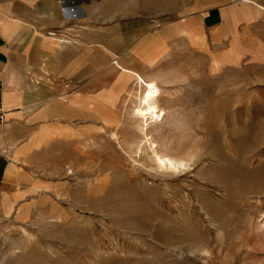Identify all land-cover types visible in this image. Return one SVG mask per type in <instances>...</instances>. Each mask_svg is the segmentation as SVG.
<instances>
[{
  "label": "rangeland",
  "instance_id": "374dc122",
  "mask_svg": "<svg viewBox=\"0 0 264 264\" xmlns=\"http://www.w3.org/2000/svg\"><path fill=\"white\" fill-rule=\"evenodd\" d=\"M92 1L122 43L92 47L90 115L74 120L75 140L43 144L27 192L0 207V264H264V16L250 3L256 48L216 61L177 25L223 0ZM138 93L157 109L149 141L183 171L152 162Z\"/></svg>",
  "mask_w": 264,
  "mask_h": 264
},
{
  "label": "crops",
  "instance_id": "0c3cea01",
  "mask_svg": "<svg viewBox=\"0 0 264 264\" xmlns=\"http://www.w3.org/2000/svg\"><path fill=\"white\" fill-rule=\"evenodd\" d=\"M223 1L190 10L181 16L177 31L196 35L195 44L211 50L212 60L222 56L234 62L256 48L257 39L246 29L248 5L256 7L254 15L264 16V0ZM92 2L0 0V207L15 206L17 194L27 192L20 188L21 179L43 144L75 140L74 120L90 115L92 65L100 63L92 47H116L123 40L121 29H114L108 40L97 20L100 3ZM64 4H72L76 15H66ZM92 31L102 35L92 40ZM61 95L71 97L68 104L58 100Z\"/></svg>",
  "mask_w": 264,
  "mask_h": 264
},
{
  "label": "bare ground",
  "instance_id": "6f19581e",
  "mask_svg": "<svg viewBox=\"0 0 264 264\" xmlns=\"http://www.w3.org/2000/svg\"><path fill=\"white\" fill-rule=\"evenodd\" d=\"M122 66H120V70L125 72L126 74H129L131 76L135 74V75L139 76V74L131 71L128 68L122 67ZM137 95H138L137 99H138L139 103L137 105H135L132 112H133V114L136 115V117L141 119L142 125H140V133L143 137L144 142H147V145L149 146V148L151 150L152 159H153L152 162H154L155 167L160 168V169H165V170L170 169L173 171H181V170L183 171V169L186 166H188L186 163L187 160L185 161V159L183 160V158L182 159L181 158H175L174 156L167 155L165 153H158L155 150L154 144H152L149 141V137H148L145 130H146L147 122L151 121V119L157 115L155 113L157 111L156 105L153 102H149L145 106H142L140 104L141 97H140L139 93Z\"/></svg>",
  "mask_w": 264,
  "mask_h": 264
},
{
  "label": "built area",
  "instance_id": "2783aa9c",
  "mask_svg": "<svg viewBox=\"0 0 264 264\" xmlns=\"http://www.w3.org/2000/svg\"><path fill=\"white\" fill-rule=\"evenodd\" d=\"M62 11L63 12H65L67 15H73V16H75L76 15V13H75V8H74V6L72 5V4H64L63 6H62ZM143 83V82H142ZM144 85V84H143ZM156 90L154 91L153 89L151 90V92H150V95H153V96H155L156 95ZM0 121H3V111L1 110V108H0Z\"/></svg>",
  "mask_w": 264,
  "mask_h": 264
},
{
  "label": "trees",
  "instance_id": "16d2710c",
  "mask_svg": "<svg viewBox=\"0 0 264 264\" xmlns=\"http://www.w3.org/2000/svg\"><path fill=\"white\" fill-rule=\"evenodd\" d=\"M0 168H1V163H0Z\"/></svg>",
  "mask_w": 264,
  "mask_h": 264
}]
</instances>
